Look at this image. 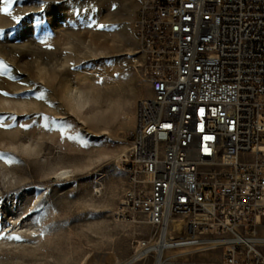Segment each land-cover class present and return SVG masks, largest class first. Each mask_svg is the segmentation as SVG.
I'll list each match as a JSON object with an SVG mask.
<instances>
[{
    "label": "rangeland",
    "instance_id": "obj_1",
    "mask_svg": "<svg viewBox=\"0 0 264 264\" xmlns=\"http://www.w3.org/2000/svg\"><path fill=\"white\" fill-rule=\"evenodd\" d=\"M137 7L0 0V264H115L151 234L117 214L127 133L152 95L135 67Z\"/></svg>",
    "mask_w": 264,
    "mask_h": 264
},
{
    "label": "built area",
    "instance_id": "obj_2",
    "mask_svg": "<svg viewBox=\"0 0 264 264\" xmlns=\"http://www.w3.org/2000/svg\"><path fill=\"white\" fill-rule=\"evenodd\" d=\"M132 31L152 95L117 214L152 232L115 264H264V0H138Z\"/></svg>",
    "mask_w": 264,
    "mask_h": 264
},
{
    "label": "snow or ice",
    "instance_id": "obj_3",
    "mask_svg": "<svg viewBox=\"0 0 264 264\" xmlns=\"http://www.w3.org/2000/svg\"><path fill=\"white\" fill-rule=\"evenodd\" d=\"M3 11L4 12H7L8 9L7 8H4ZM100 27L103 28V27H106V26L105 25H100ZM13 119H14V117H13ZM2 126L10 127V125H2ZM164 127H170V125H164ZM207 139H212V138L211 137H208ZM0 158H5V154L3 152H0ZM7 162L8 163H13L14 160L11 159V158H8Z\"/></svg>",
    "mask_w": 264,
    "mask_h": 264
},
{
    "label": "bare ground",
    "instance_id": "obj_4",
    "mask_svg": "<svg viewBox=\"0 0 264 264\" xmlns=\"http://www.w3.org/2000/svg\"><path fill=\"white\" fill-rule=\"evenodd\" d=\"M66 173V172H65Z\"/></svg>",
    "mask_w": 264,
    "mask_h": 264
}]
</instances>
